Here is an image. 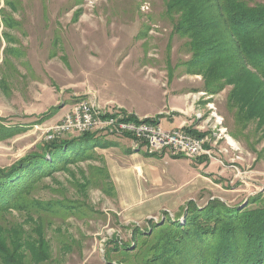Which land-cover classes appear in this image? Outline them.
Wrapping results in <instances>:
<instances>
[{"label":"rangeland","instance_id":"374dc122","mask_svg":"<svg viewBox=\"0 0 264 264\" xmlns=\"http://www.w3.org/2000/svg\"><path fill=\"white\" fill-rule=\"evenodd\" d=\"M11 1L12 7L0 0V126L23 131L0 138V168L39 148L46 141L48 128L82 100L108 113L118 112L125 119L149 118L158 123L174 113L167 114L166 107L175 102L170 94L189 91L201 130L198 135L206 138L205 149L210 138L217 137L215 152L208 150L196 158L205 156L200 161L205 163L202 171L207 186L191 189L181 207L167 205L150 218L127 220L119 212L117 195L105 193L94 184L85 189V194L72 188V182L82 183L84 173L89 175L90 166H106L105 151L97 148L84 160L70 163L67 171L43 178L41 188L32 194L34 198L85 204L81 212L65 220L52 216L45 219H54L45 227L52 264H139V255L134 258L138 250L123 248L131 241V246L138 248L142 244L139 235L132 237L134 225L149 228L150 233L149 219L168 223L164 212L177 217L190 199L200 206L215 199L229 205L264 194V121L261 116L237 117L234 85L209 92L202 75L190 72L187 62L192 53L186 44L188 38L175 31L178 14L169 13L167 3L171 0ZM108 99L137 112L164 110L154 117H139L117 104L105 105ZM162 122L167 128L169 124ZM92 133L99 135L100 141H107L106 147H99L107 153L110 148L111 154L128 148L137 150L144 157L143 170L155 169L169 191H184L199 173L192 159L175 158L172 155L177 154L171 151L163 156L152 154L144 142L129 133ZM81 135L73 132L63 136ZM128 137L134 140V148ZM12 216L22 220L15 210ZM65 237L71 249L61 247L59 241ZM117 239L118 249L109 252ZM145 240L152 243L153 235Z\"/></svg>","mask_w":264,"mask_h":264},{"label":"trees","instance_id":"16d2710c","mask_svg":"<svg viewBox=\"0 0 264 264\" xmlns=\"http://www.w3.org/2000/svg\"><path fill=\"white\" fill-rule=\"evenodd\" d=\"M6 1L13 6L11 0ZM167 6L169 13L178 14L175 31L188 38L190 72L202 75L209 92L234 85L237 117L261 116L264 121V1L171 0ZM20 131L23 129L0 126V138ZM100 138L84 132L42 141L36 150L0 168V264H52L45 227L53 218L77 215L85 204L41 200L32 194L41 188L43 178L67 171L70 163L84 160L98 146L106 147L107 141ZM90 170L82 183H71L74 190L85 194L94 184L105 193L116 194L107 166H90ZM14 210L22 220L12 216ZM181 210L173 218L165 211V224L149 219L150 233L149 228L134 225L132 237L139 235L142 244L138 248L131 241L123 248L138 250L134 258L139 255V264H264V194L229 205L215 199L200 206L190 199ZM50 216L53 218L46 222ZM152 235L153 242L147 243L145 238ZM66 239L59 243L71 249ZM112 242L116 243L109 252L118 249L120 241Z\"/></svg>","mask_w":264,"mask_h":264},{"label":"crops","instance_id":"0c3cea01","mask_svg":"<svg viewBox=\"0 0 264 264\" xmlns=\"http://www.w3.org/2000/svg\"><path fill=\"white\" fill-rule=\"evenodd\" d=\"M169 92H167V95ZM173 95L175 102L172 105H168V112H174L172 116L164 117L158 120V123L162 125V121H166L167 126L166 129L171 128H183L187 131L191 130V133H196L198 135V131H201L197 120L195 118L194 111L195 105L191 99L189 91H184L179 94H170ZM113 99H108L104 104H111L116 102L112 101ZM114 105V106H115ZM124 111H128L129 114L135 113L139 117H154L156 114L163 113V108L155 109L153 112L151 111H134L130 107H124L120 103L117 104ZM164 127V126H163ZM165 128V127H164ZM211 137V136H210ZM130 140L131 148H134V140L128 137ZM213 140L212 145L210 141ZM210 141L206 144V149L211 152H215L214 144L217 142V137L213 136L210 138ZM110 146V145H108ZM205 146V145H204ZM97 147L96 150L105 151L104 155L106 156V166L110 171L111 178L113 184H115L116 195L119 199V212L124 214L127 220L138 217H149L155 213H157L160 209H165L166 206L174 205V208H179L183 205V199L188 196L189 193H192L191 189H200L202 186H207L206 180L203 179V174L205 171L203 167H205V163L201 162L200 159H192L195 161V165L199 173L192 179L193 184L186 188L184 191H169L168 188L164 187L165 185L164 178L156 171L155 169L151 171H144L142 165L144 164V157L142 154H139L135 150L132 149L119 151V154L110 153L111 149L105 150ZM169 151L168 149L156 153V154H166ZM171 153V152H170ZM172 154V153H171ZM173 157H186L185 155H172ZM188 158V157H186ZM215 159H218L214 155ZM209 163V165H211ZM228 167V166H227ZM224 171V170H222ZM203 179V180H201ZM186 193V194H185ZM150 218V217H149Z\"/></svg>","mask_w":264,"mask_h":264},{"label":"built area","instance_id":"2783aa9c","mask_svg":"<svg viewBox=\"0 0 264 264\" xmlns=\"http://www.w3.org/2000/svg\"><path fill=\"white\" fill-rule=\"evenodd\" d=\"M119 132L129 133L136 141L144 142L148 152L160 153L168 149L174 154L185 155L189 159H196L204 152L206 138L196 136L183 128L166 129L159 123H152L140 119L124 118L120 113H108L100 107H94L88 101L77 102L68 109L65 117L49 127L45 140L64 138L63 135L78 132Z\"/></svg>","mask_w":264,"mask_h":264}]
</instances>
